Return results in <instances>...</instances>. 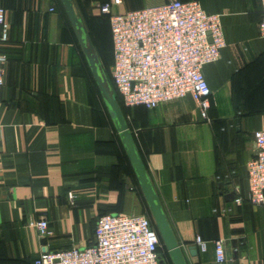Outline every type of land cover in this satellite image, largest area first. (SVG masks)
<instances>
[{
  "label": "crops",
  "instance_id": "obj_1",
  "mask_svg": "<svg viewBox=\"0 0 264 264\" xmlns=\"http://www.w3.org/2000/svg\"><path fill=\"white\" fill-rule=\"evenodd\" d=\"M121 1L114 13L168 2ZM195 1L221 15L227 44L202 70L209 120L187 96L132 108L128 125L187 264H264V210L235 202L248 197L247 165L264 114L261 0ZM109 2L73 0L83 23ZM0 7L10 25L0 47V264H34L42 253L94 245L99 217L132 207L134 182L113 117L92 96L90 66L61 0H0ZM42 217L48 237L32 226ZM196 236L209 242L207 252ZM219 239L224 263L216 259Z\"/></svg>",
  "mask_w": 264,
  "mask_h": 264
},
{
  "label": "built area",
  "instance_id": "obj_2",
  "mask_svg": "<svg viewBox=\"0 0 264 264\" xmlns=\"http://www.w3.org/2000/svg\"><path fill=\"white\" fill-rule=\"evenodd\" d=\"M121 0L98 4L99 14L110 19L114 64L112 79L127 108L160 104L187 96L209 120L211 89L203 75L206 65L217 62L226 47L221 15L207 14L198 1L168 0L167 3L125 14L113 12ZM259 35L264 38V0ZM51 12L54 9L50 10ZM7 11L0 7V47L8 40ZM6 56L0 49V89L5 84ZM256 157L247 165L249 193L238 197L264 210V114L262 128L254 134ZM74 200V194H69ZM32 226L40 237L51 235L49 222L40 218ZM224 240L213 242L218 263L226 261ZM194 244L205 253L209 242L196 236ZM161 241L146 215L108 213L99 217L95 243L42 253L34 264H160Z\"/></svg>",
  "mask_w": 264,
  "mask_h": 264
},
{
  "label": "water",
  "instance_id": "obj_3",
  "mask_svg": "<svg viewBox=\"0 0 264 264\" xmlns=\"http://www.w3.org/2000/svg\"><path fill=\"white\" fill-rule=\"evenodd\" d=\"M61 3L90 66L94 81L96 82L101 96L113 117L116 130L121 137V141L124 145L129 161L135 170L141 192L148 205L152 220L160 234L161 240L168 252L171 262L172 264H187L183 250L169 223L159 197L155 192L147 167L137 149L134 135L129 128L122 108L110 86L91 37L86 31L83 21L79 18L75 11L73 0H61ZM196 253L197 250L192 248L191 254L195 255ZM160 264H166L162 258H160Z\"/></svg>",
  "mask_w": 264,
  "mask_h": 264
},
{
  "label": "trees",
  "instance_id": "obj_4",
  "mask_svg": "<svg viewBox=\"0 0 264 264\" xmlns=\"http://www.w3.org/2000/svg\"><path fill=\"white\" fill-rule=\"evenodd\" d=\"M84 25H85L87 33L91 37V40L95 46V49L97 51V54L99 56L100 61H101V54L100 53L104 51L106 54V59H108L110 61V66L112 67L114 64V49H113L112 31H111V25H110L109 17L106 15H101V14L87 16V17H85ZM85 60H86L87 65L89 66L87 59H85ZM101 64H102V62H101ZM102 66H103V64H102ZM103 69H104V72L108 78L110 86L113 89L115 96H116V98H117V100H118V102L122 108V111H123V114L127 120V123L130 124L128 117L130 115L132 108H127L124 105V102H123L120 94L118 93L115 85H114L112 75L108 71L105 70L104 66H103ZM90 73H91V71H90ZM91 80H92V96H94V97L98 96L101 99V101L104 102V100L101 96V93L97 87V84L94 81L92 74H91ZM124 158H125L126 164L128 165V173L130 174L131 179L134 182V185L136 182V184L138 186V192L142 196L135 170H134L133 166L131 165L129 158L126 155V151L124 152ZM145 215L150 219L151 224H152L153 228L156 230L157 234L159 235V238H160V241L162 244L160 234L157 231L156 226L152 220V217L150 215L147 204H146ZM160 253H161V258L165 261L166 264H172L171 259H170L166 250L162 252L160 249Z\"/></svg>",
  "mask_w": 264,
  "mask_h": 264
},
{
  "label": "rangeland",
  "instance_id": "obj_5",
  "mask_svg": "<svg viewBox=\"0 0 264 264\" xmlns=\"http://www.w3.org/2000/svg\"><path fill=\"white\" fill-rule=\"evenodd\" d=\"M101 62L103 66L105 67V70L108 71L112 75V67L110 66V61L106 59L105 52H101ZM94 97V96H93ZM97 98V97H94ZM133 191L131 196H133V204L129 211H127V214H138V215H145L146 213V203L143 201L142 196L139 194L138 191H135V185L134 188H131ZM166 248L164 244H161V251H165Z\"/></svg>",
  "mask_w": 264,
  "mask_h": 264
}]
</instances>
